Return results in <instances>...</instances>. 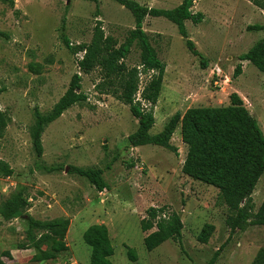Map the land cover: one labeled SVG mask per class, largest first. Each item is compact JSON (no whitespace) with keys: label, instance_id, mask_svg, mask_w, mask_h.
<instances>
[{"label":"rangeland","instance_id":"1","mask_svg":"<svg viewBox=\"0 0 264 264\" xmlns=\"http://www.w3.org/2000/svg\"><path fill=\"white\" fill-rule=\"evenodd\" d=\"M141 6L173 9L182 0H133ZM256 4L263 5L261 9ZM193 13L203 14L194 26L186 21L189 39L207 61L186 49L176 27L163 18L146 17L143 30L165 71L159 99L154 107L155 124L150 134L162 131L175 114L189 108L226 107L236 93L264 132V76L248 62H240L254 44L264 39V0H193ZM98 12V15H96ZM96 22L105 36L118 45L134 28L131 14L111 0L98 3L81 0H14L13 8L0 1V110L11 122L0 136V161L13 175L0 177V206L22 191L28 198L26 215L40 221L68 219L67 252L54 261L33 263L32 250H19L25 241L24 217L0 225V261L4 264H89L91 249L82 235L92 225H105L114 250L112 264H208L221 248L214 264H252L264 249V227H249L230 234L225 223L228 210L218 200V191L182 174L186 146L179 127L170 144L177 150L130 147L127 137L137 129L128 107L111 96L95 91L99 72L81 74L77 61L63 45L89 43ZM134 44L124 61L129 68L139 64ZM241 64L242 72L233 78ZM220 69L214 86L213 70ZM74 74L81 76L86 103L72 106L48 125L41 136L42 155L37 157L31 140L34 110L47 115L68 88ZM150 74H141L142 89ZM72 168L99 169L107 189L98 192ZM264 199V173L252 193L255 210ZM149 208H165L179 214L183 224L181 243L166 241L151 252L143 244L140 221ZM205 224L214 226L207 244L197 236ZM132 249L136 261L127 256ZM5 253H9L8 258Z\"/></svg>","mask_w":264,"mask_h":264},{"label":"trees","instance_id":"2","mask_svg":"<svg viewBox=\"0 0 264 264\" xmlns=\"http://www.w3.org/2000/svg\"><path fill=\"white\" fill-rule=\"evenodd\" d=\"M13 8L14 0H0ZM98 3L100 0H81ZM127 10L134 21V28L129 30L120 45L110 36H105L101 22H96L92 36L87 44L71 46L62 33L61 41L71 54L82 56L77 61L81 74L88 75L94 70L99 72V82L95 91L108 95L128 107L131 116L137 121V129L127 137L130 147L157 146L177 154L170 141L179 127L181 142L186 146V155L181 172L186 177L211 186L218 191V200L228 210L225 223L230 234L244 232L249 227H264V199L255 210L252 193L264 173V132L256 119L245 108L243 101L236 94L229 95L226 107L189 108L183 114L175 113L158 134H150L155 124L154 107L162 88L165 65L157 57L143 30L146 17L163 18L172 23L184 40L187 51L199 60L202 69L207 68V61L196 50L189 39L185 22L197 26L203 21V14L193 13V0H182L173 9H156L141 6L133 0H111ZM261 9L263 5L256 4ZM98 15V12H96ZM248 31L264 30L263 26H252ZM139 48V64L127 67L124 63L131 47ZM240 62H248L264 76V39L254 44L245 54L239 56ZM241 64L233 70L232 77L241 75ZM150 74L142 89H139L140 75ZM81 76L74 74L68 88L47 115H41L37 109L35 123L31 130V140L37 157L42 155L41 136L44 129L56 121L69 108L86 103V96L81 91ZM10 115L0 110V136L10 124ZM72 173L85 178L98 192L107 189V184L99 169L72 168ZM14 171L0 161V177L12 176ZM28 198L18 191L0 206V225L24 217L26 220L25 241L17 246L19 250L34 252L30 261L42 263L56 260L67 252L65 235L69 227L68 219L50 221L36 220L26 215ZM165 208H149L146 217L140 221L143 233L150 232L143 239L148 252L153 251L166 241L181 243L183 224L179 214L166 213ZM214 226L205 224L197 236L200 244H207ZM84 243L90 247L89 264H112L114 254L105 225H92L83 235ZM221 248L217 250L208 264H214ZM9 258V253H5ZM130 261H136L135 252L127 250ZM0 264H4L0 261ZM252 264H264V249H261Z\"/></svg>","mask_w":264,"mask_h":264},{"label":"built area","instance_id":"3","mask_svg":"<svg viewBox=\"0 0 264 264\" xmlns=\"http://www.w3.org/2000/svg\"><path fill=\"white\" fill-rule=\"evenodd\" d=\"M220 69L218 68V67H216L214 70H213V72H212V77L215 79L214 81H213V84H214V86H218V87H220L221 85H223V84H228L229 82H230V80L229 79H227L226 77H224V79L221 81L220 80ZM103 191H105V190H103Z\"/></svg>","mask_w":264,"mask_h":264}]
</instances>
